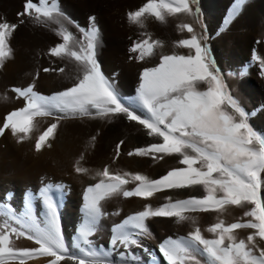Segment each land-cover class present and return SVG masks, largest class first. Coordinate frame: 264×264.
Masks as SVG:
<instances>
[{"label":"snow or ice","instance_id":"6c2138e0","mask_svg":"<svg viewBox=\"0 0 264 264\" xmlns=\"http://www.w3.org/2000/svg\"><path fill=\"white\" fill-rule=\"evenodd\" d=\"M199 0H146L138 10L127 13L128 19L140 28L144 20L154 18L161 23L167 17L187 14L199 19ZM239 11L234 7L233 15ZM18 17L29 18L34 24L59 25L54 29L61 42L50 48L49 54L74 62L77 75L75 82L62 91L43 95L36 91L35 84L12 89L17 98H23L25 106L7 114L0 125V137L10 132L23 142L32 137L37 117H52L55 122L43 130L35 139L37 153L45 147L51 148L50 138L62 120L105 119L125 117L129 122L141 125L150 137L161 142L151 143L128 152L129 156L157 158V154L175 156L181 167H176L159 179H150L140 173L110 172L108 167L96 173L101 177L98 183L89 185L83 194L82 221L77 235L80 243L76 247L83 255L72 254L64 243L59 224L60 203L57 193L62 186L46 184L39 190L38 198L44 207V219L38 220L32 214L35 194L26 199V211L16 215L9 206L0 207V264H28L30 260L46 257L47 264H139L133 249L142 247V239L150 232L146 221L150 218H175L177 223L196 219L189 213L205 212L223 214L231 207L243 209V217L236 222L225 223L223 219L211 224L206 231L213 234L206 237L199 226L187 236L168 237L158 245V251L166 264H264V135L256 132L249 123L250 114L227 90L224 79L210 58L209 49L197 36L191 24L181 23L178 28L191 33L190 38L177 43L188 49V54H160L158 63L145 67L140 74V83L132 101L124 100L113 82L107 78L97 61L100 31L95 17H89L87 27L76 25L82 34L77 40L74 34L63 26L67 20L59 0H25L23 11ZM229 21L226 20V23ZM0 20V68L14 59L11 38L23 24ZM146 35V34H144ZM163 47L161 41L150 36L133 43L129 51L134 58L145 61L156 55V49ZM264 74V59L254 55ZM45 73L59 69L44 68ZM39 77V72L36 74ZM203 86V87H201ZM251 115H254L251 114ZM94 142L96 137H91ZM120 141L116 155H120ZM85 159L81 154L74 169L86 174L88 168L81 167ZM135 183L128 189L126 185ZM202 188L205 195L173 201L153 208L146 204L143 211L127 217L112 227L110 248L119 260L94 250L93 237L104 216L102 201L123 196L139 197L145 200L165 190ZM244 217L248 219L245 220ZM251 230L246 239H238L237 230ZM26 238L36 247H16L14 241ZM87 246V247H84Z\"/></svg>","mask_w":264,"mask_h":264},{"label":"bare ground","instance_id":"6f19581e","mask_svg":"<svg viewBox=\"0 0 264 264\" xmlns=\"http://www.w3.org/2000/svg\"><path fill=\"white\" fill-rule=\"evenodd\" d=\"M228 1L229 0H213L212 2L206 3L205 7L208 12L207 21L210 24H216L218 19H220V17L223 15V11L227 7ZM99 2L100 5L108 11V13L110 10H113V16L106 17V19L102 21L101 25L102 35H104L106 39L105 46L107 47V49L111 50V57L107 59V64L104 66L105 72L113 80L115 85L120 89L122 88L121 90H123L124 92H130L134 88L135 82H138V77L145 67L156 66L160 54H188L189 50L180 47L177 42L181 39L190 38L192 34L188 33L187 30L179 29V24H191L195 29L196 35L199 36L194 16H189L187 14H178L176 17H168L169 20L167 18V22L162 26L156 24L153 19H150L148 17L144 20V28H140L138 25L133 24L128 19L127 13L130 11L138 10L144 3H146V0H99ZM253 12L248 13L245 10L242 11V14L238 15L226 34L219 41V44L225 52V55L227 54L228 56H226L230 57L231 60L232 58H235L236 60L245 59L250 55L253 44L250 36V32L253 30L251 23H253V19H255L254 17H257L254 14L255 12ZM262 20H264V18L260 14L257 25L255 26V30H257L259 35L262 37V42L258 47V53H260L261 58L264 59V23ZM166 28L169 30L170 36L169 38L165 39L163 32ZM148 36H150L152 40L161 41L163 47H159L156 49L158 58H146L145 61H139L138 59L134 58L135 54L131 53L129 49L133 45V43L137 42V40L140 41L147 38ZM15 61H17V59H15ZM8 65L0 68V86L5 83L7 79L11 82L13 81L12 79L14 76L18 78L17 74L21 75L17 72V74L14 72V75L13 73L11 74L7 72L5 69L6 67H8ZM13 67L9 66L11 70ZM29 68L31 67L29 66ZM70 69L68 71H70ZM20 70L21 69H19V71ZM35 72L37 71L35 70ZM32 73L34 75L36 74L34 73V71ZM57 73L58 72H56V74ZM53 74L55 75V73ZM68 74L69 73H67V75ZM32 75L25 76L23 80H25L27 84L30 82H35L37 88L42 89L43 93L50 92L48 91V89L52 90V88L56 86L55 82V85L52 87L50 85V82L44 81L46 80V78H48L47 81H49L50 76H41L42 74L40 73V77L36 79V75ZM64 75H66V73H64ZM239 76H241V74H239L238 71H235L230 74L228 78L230 81L237 84L239 83ZM60 78L62 79L61 76ZM52 79L53 78L51 77V80ZM18 80H16V82ZM62 80H64V78ZM43 81L48 83V85H50L52 88L50 86L48 88L44 87L45 83ZM72 84L73 81L70 83V85ZM23 85H25V83H23ZM59 85L61 86V83H59ZM67 86L69 87V85ZM58 87L59 86L57 83V88ZM64 87L66 86L64 85ZM6 91V89L4 90V88L2 89V87H0V102L5 101V99L7 100L8 93ZM12 96L13 94L9 98H12ZM23 104H20L17 107L20 108V106H22ZM4 110H6V108H4ZM4 110L0 106V114ZM119 118L120 120H122L118 121ZM52 120L53 118L51 119V121ZM260 121L264 125V115L261 117ZM61 124L63 125L62 129L65 130L61 131V136H59L56 142V148L57 150H60V155H56L57 158L56 156L54 158L56 160L51 161L52 163H49L45 167L44 165L38 163L35 164V167H30L27 171L24 170L25 178L27 177L26 180H29L26 181L24 179L25 183L23 182V184L19 186L13 181V178H11L10 176H0V192H9L11 195H13V200L17 205L18 210L23 211L22 205L24 201L25 189L28 187V189L31 188L34 189L35 192H38V188L41 187L40 184L42 183H40V180L42 179L40 178L41 175L46 174L48 175V178L49 176H51L53 180H55V182L61 180L58 182L63 185L65 190L63 191V194H61L60 192L61 195H57V198L59 199L60 208L63 212L62 219L64 220V222L61 224L59 222V224L60 227L61 225H63V227L65 228V231L62 232L64 243L67 245L72 254L83 255V253L79 252L76 247L77 243H80V241L78 240L77 231L82 221L81 208L83 204V194L85 192V189L89 185L98 183L101 179V177L96 175L97 172L102 171L105 167H108L110 172H129L134 174L140 173L148 176L150 179H159L163 175H166L168 171L176 167H181L182 165L178 163V158L175 156L169 157L165 155L163 159L159 158V156L162 154H157V158L155 159L150 156H129L127 154L128 152L134 151L135 149L140 147H147L151 143L161 142V140L158 137L148 136L147 131L143 129L141 125H138L135 122H129L123 116L111 121L105 119L90 118L74 120L69 119L65 121L63 120V123ZM86 129L91 131L87 134ZM93 136L96 137V140L94 142L91 140V137ZM112 137L113 141H111ZM114 138H117L115 143ZM121 140L124 141V143L120 146V155L117 157L116 146L120 143ZM81 154L84 155L85 159L81 161L80 166L89 169V172L86 174L77 173L74 169V165ZM25 160L19 153L13 152L8 149L6 150V152L4 151V155L2 154L0 156V168H2L5 172H9L14 168H18L19 166L23 167V165L25 164ZM12 187L19 188V190L17 192L14 191L11 193L10 191H12ZM126 187L130 190L135 187V183H130L129 185H126ZM203 195H205V193L203 192L202 188L194 187L191 189L165 190L163 192L156 193L153 197L147 200L139 197L125 198L123 196L108 198L105 201H102V211L104 212V216L100 221V225L96 234L91 237V247L94 250H99L100 252L105 253L109 258L118 261V253L108 251V249L110 248V239L112 235L111 230L114 225H118L122 223L127 217L143 211L146 204H151L152 207L155 208L163 205L164 203H167L168 201L166 197L168 196H170L173 201H176L187 199L190 197L199 198ZM35 198L36 200H38V195H35ZM36 211V215L33 216L42 221L44 219V215L41 212L40 208L37 207ZM243 211V209L231 207L227 212L219 215L217 213L205 212L189 213L188 215L195 217L196 225H193L191 221L177 223L175 218H150L146 221L150 235L142 239V247L135 248L133 249V251L138 258L139 264H166V261L162 258L161 254L158 251V245L163 240L168 237L179 238L181 236H187L190 231L194 230L195 226H199L206 237L212 238L213 234L206 231L208 226H210L212 223L217 222L218 218L223 219L225 223H232L236 219L243 217ZM0 219L3 218L0 217ZM244 219H247V217H244ZM250 232L251 230L248 229L237 230L238 239H246L247 235L250 234ZM14 243L16 247L21 248L36 247L33 241H30L26 238L17 239L14 241ZM261 246H264V244H262ZM36 259H33V261H29L28 264H42V261ZM46 260L47 259H45L43 264H45V262L47 263ZM62 264H73V262L63 261Z\"/></svg>","mask_w":264,"mask_h":264},{"label":"rangeland","instance_id":"374dc122","mask_svg":"<svg viewBox=\"0 0 264 264\" xmlns=\"http://www.w3.org/2000/svg\"><path fill=\"white\" fill-rule=\"evenodd\" d=\"M212 1L213 0H199L198 5H195V4L193 5L194 11H195L196 7H199V9H200L199 19H197L194 16L195 22L197 24L198 35L203 37L201 42L203 44L207 45V47L209 49L210 58L214 61L216 67L219 69V71H220V73L224 79L227 90L230 92V94L234 98L237 99L238 103L246 110V112H248L250 114L249 123L251 124L253 129L256 132H258L259 134L264 135V125L260 121L261 117L264 115V74L261 73L259 62L253 59L254 55L259 56L261 58L260 53H258V47L262 42V37L259 35L257 30H255V26L257 25V21L259 20L260 14L264 18V0H229L227 7L223 11V15H222L223 19L221 16L220 19H218V21L216 22V24H213V23L210 24L207 21L208 20L207 19L208 12H207V9L205 6H206V3L212 2ZM24 3H25V0H0V20H6L10 23H17V24L19 23V21L21 19L24 20V23L20 24V26L15 31L13 37L11 38L10 42H11L12 48L14 49V59L7 61L8 63L6 62L7 63L6 65H8L9 63L10 64L5 69L9 73H11V74L13 73V75L16 72L20 73L21 75L16 73L18 75V78H16V76H14L13 79L11 78L13 81L15 80V78H16V80L19 79L17 82L15 80L14 82L11 81L12 82L11 83L7 79L6 82L0 86V87H2V89L4 88V90L6 89L7 90L6 92L8 93L7 94L8 95L7 100L5 99V101L0 102V106L3 108V110H4V108H6V110L2 111V113L0 114L1 115L0 125H2L7 114H9L11 111L20 109V108L25 106V103H24L25 101L22 100L23 98H17V94L12 91V89H14L16 87H24V86L27 87L28 85L35 83V82H30L27 84L25 82V80H23L25 76L32 75L33 71L36 74H37V72H39V75L41 73L42 74L41 76H46V77L50 76L49 79L51 80V77H52L53 81L52 80L47 81L48 78H46V80H44V81L50 82V85L52 87L56 83V86H55L56 88H57V83H58L59 87L57 89L58 90L61 89L59 91H62V89L64 90V88L68 87L67 85H69V87H70L71 86L70 83L72 81L74 83V81H75L74 78L77 75V72L75 71L76 68L73 65L74 62H71L68 60H63V59H60L57 57H52L49 54L50 48L55 46L57 43L61 42V38L58 37L54 31V29L59 28V25L51 24L49 26H42V25L34 24L27 17H24V18L18 17L17 13L23 11ZM238 4H239V11L235 15H233V9ZM59 5H60L62 11L66 14V16L68 18L67 20L63 21V26L66 27L69 31H71L74 34V36L77 38V40L82 39V34L79 32L76 25H79L81 27H87L88 22H89V17H93V16L95 17V23L99 27L100 40H101V43H100L99 47L97 48L96 58H97V61L101 67L103 74L107 78L111 79L107 75V73L105 72V68H104V66L107 64V59H109L111 57V50L107 49V47L105 46L106 39H105V36L102 35V31H101L102 26L101 25H102V21L104 19H106V17L113 16L112 15L113 10H110L108 13V11L103 6L100 5L99 0H59ZM244 10L248 13H251L254 11L255 13L254 12L253 13L257 16V17H254L255 19H253V23H251L252 29H253L250 32L251 40L253 41L252 49L250 51V55L248 57H246L245 59H237L236 60L235 58H232V60H231L230 57H227L228 56L227 54H226L227 56L225 55V52L221 48L219 41L226 34L228 29L232 25L233 21L238 17L239 14H242V11H244ZM149 18L153 19L156 22V24H158L160 26L165 24V23H161L159 21H156L152 17H149ZM168 20H169V18H168ZM226 20L229 22L226 23ZM262 21L264 23V20H262ZM233 31H234V29H233ZM163 35H164L165 39L169 38L170 34H169V30L167 28L164 29ZM102 44H104V45H102ZM157 54L158 53L156 51V55L153 56L152 58H149V59L158 58ZM20 55H21V57H20ZM133 56H134V54H133ZM135 56H136V54H135ZM15 59H17V61H15ZM13 64H14V67H13ZM9 66H12L13 68L16 67V68L15 69L12 68V70H11L10 69L11 67L9 68ZM29 66L31 68H29ZM57 66H58V68H57ZM69 66L70 67L72 66L71 69ZM61 67H63L66 70L61 74L59 73V71H52V73H51V71H49V72H47V74L43 71L44 68L59 69ZM227 67H228V69H227ZM8 68H9V70H8ZM68 68L70 69L71 72L68 71L69 70ZM19 69H21V70L19 71ZM35 70L37 72H35ZM235 71H238L239 74H241V76H239V83H237V84H235V82L230 81L228 78V76ZM56 72H58V73L56 74ZM53 73H55V75ZM64 73H66V75H64ZM67 73H69V74L67 75ZM62 74H63V76H62ZM22 75H23V77H22ZM51 75H53V76H51ZM57 75H59V76H57ZM60 76L62 77V79L64 78V80H62L60 78ZM66 76H69V77H66ZM20 77H21V79H20ZM36 79H37V76H36ZM138 79H139L138 82H135V86L130 92H124L123 90H121L122 88L120 89L118 86L115 85V83L113 82L112 79H111V81L113 82L116 90L118 91V93L120 94V96L124 100L132 101L135 98L136 89L138 88L139 83H140V75H139ZM46 82H44L45 83L44 87L48 88L50 85H48V83H46ZM23 83H25V85H23ZM59 83H61V86L59 85ZM64 85L66 87H64ZM35 86H36V83H35ZM55 87L52 88V90L48 89V91H50L51 93L50 92L43 93V90L40 88H39L40 89L39 90L37 88V86H36V91H38L39 93L41 92V94H43V95H52L54 92L58 91ZM53 89H54V91H53ZM11 93L13 94V96H12V98H9L12 95ZM243 93H245V94H243ZM14 95H15V98H14ZM20 104H23V105L20 106V108L17 107ZM16 107H17V109H16ZM7 109H9V110H7ZM253 113H254V115H251ZM51 119H52V117L36 118V120L34 121L33 131L28 134L32 138L26 139L23 142H17V139L14 136H12L11 133H9V132H8V136H7V132H6V134L3 137H0V139H1L0 156L2 154L4 155V151L6 152V150L9 149L13 152L19 153L24 160L26 159L23 167L19 166L18 168H14L9 172H5L2 168H0V176H5V177L10 176L11 178H13V181L19 186V185L23 184V182L25 183V180L27 178V177L25 178V175H24L25 171L24 170L27 171L30 167L33 168V167H35V164H38V163L44 165V167H45L49 163H52L51 161L56 160V159H54L55 156L60 155L59 154L60 150H57V148H56V142H57V139L59 138V136H61V131L65 130V129H62L63 125L61 123H63V120L60 122V124L57 128L55 135H54V138H50V142L52 145L51 148L45 147L39 153H37L35 151V148H34L35 139L38 137V135L43 130H45L50 125V123L55 122L54 118L52 121H51ZM84 119H88V118H84ZM116 119H118V118H116ZM121 120L119 118L118 121H121ZM38 121H41V122H38ZM40 123H42V124H40ZM86 130H85V132H86ZM90 131L91 130H87L86 133L88 134V132H90ZM103 139H102V141H103ZM116 140H117V138H114V143L116 142ZM111 141H113V137L111 138ZM53 152H56V153H53ZM57 156H56V158H57ZM59 158H60V156H59ZM25 167H27V168H25ZM15 176H17V177H15ZM21 178H22V180H21ZM40 178H42L40 180V183L41 182L42 183L40 184L41 187L38 188L39 190L42 187H44L46 184L59 185L60 183L58 181H61V180H58L55 182V180H53V178L51 176H49V178H50L49 179L48 175H46V174L41 175ZM47 179H49V180H47ZM27 180H29V179H27ZM32 180H34V179H32ZM31 186H33V185H31ZM59 186H62L63 191L65 190L62 184H60ZM11 190H12V191H10L11 193L14 191L17 192L19 190V188L12 187ZM39 190H38V192H35L34 189H31V188L28 189V187L25 189L24 201H23V205H22L23 211L18 210V207L13 200V195H11L9 192H5V193L0 192V207L9 206L11 208V210H13V212L16 215H18V216L23 215L26 211L25 204H26L27 197L30 194L38 195ZM63 191L61 192V194H63ZM61 194L57 193V195H61ZM261 194H262V197H264V187H262V189H261ZM37 207L40 208L41 212L44 215L43 204L40 202L39 199L36 200V198H34L33 199V206H32V214L33 215H36ZM59 211H60V215H59L60 221L59 222L61 224L64 222V220L62 219L63 218V212H62L61 208L59 209ZM238 219H240V218H238ZM238 219H236L233 222H236ZM247 219H245V220H247ZM60 228H61V232L65 231V228L63 227V225H61ZM45 259H48V258L39 257L36 260L42 261V264H43ZM30 261H33V260H30ZM45 264H47V263L45 262Z\"/></svg>","mask_w":264,"mask_h":264}]
</instances>
